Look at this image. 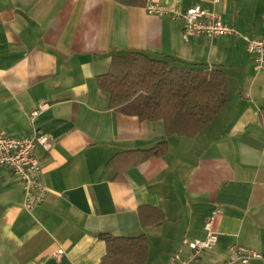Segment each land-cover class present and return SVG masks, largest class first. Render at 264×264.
Here are the masks:
<instances>
[{
  "label": "crops",
  "instance_id": "obj_1",
  "mask_svg": "<svg viewBox=\"0 0 264 264\" xmlns=\"http://www.w3.org/2000/svg\"><path fill=\"white\" fill-rule=\"evenodd\" d=\"M148 2L183 12L200 5L236 34L184 39L181 21L113 0H0V130L29 135V112L48 101L35 125L52 143L35 148L47 193L31 212L20 178L0 168V264H97L106 251L101 233L144 235L143 264H170L204 237L213 211L218 241L199 264L222 260L235 244L262 255L248 264H264V67L256 70L245 49V37L264 35V0ZM129 50L175 66L219 65L225 108L193 136L167 135L162 119L110 108L97 77ZM162 141V155L120 174L118 164L107 166L118 152ZM148 207L162 213L158 223Z\"/></svg>",
  "mask_w": 264,
  "mask_h": 264
},
{
  "label": "trees",
  "instance_id": "obj_2",
  "mask_svg": "<svg viewBox=\"0 0 264 264\" xmlns=\"http://www.w3.org/2000/svg\"><path fill=\"white\" fill-rule=\"evenodd\" d=\"M129 7H145L147 0H113ZM170 65L166 58L151 57L142 51L129 50L114 55L107 73L97 77L98 87L108 94L109 107L135 115L142 121L162 119L167 135L193 136L213 122L227 104V81L219 65ZM264 126V104L259 109ZM166 142L145 150L118 152L107 166L124 168L136 165L149 156L162 155ZM118 166V167H119ZM156 214L153 223L163 215ZM105 240L106 251L97 264H143L147 252L144 235L116 236L99 234Z\"/></svg>",
  "mask_w": 264,
  "mask_h": 264
},
{
  "label": "built area",
  "instance_id": "obj_3",
  "mask_svg": "<svg viewBox=\"0 0 264 264\" xmlns=\"http://www.w3.org/2000/svg\"><path fill=\"white\" fill-rule=\"evenodd\" d=\"M145 10L150 14L168 15L174 20L181 21V35L184 39L192 35L213 38L236 34L231 24L223 22L215 13L207 11L200 5H193L183 12L173 4L148 2ZM245 49L253 55L254 68L256 70L263 68L264 35L261 38L245 37ZM49 106L48 101H41L29 112L28 120L32 130L29 135L17 137L0 130V168L7 169L20 178L24 194L23 208L28 212L40 206L47 193L41 181L40 163L35 155V148L40 146L48 151L52 143L48 134L35 125V120ZM214 213L213 211L203 224L204 237L188 242L189 255L184 258L178 250L173 254L170 264H199L203 253L214 248L219 237L212 224ZM61 252V249L57 250V254ZM261 257L258 251L235 244L229 246L226 256L214 264H248L252 259Z\"/></svg>",
  "mask_w": 264,
  "mask_h": 264
}]
</instances>
